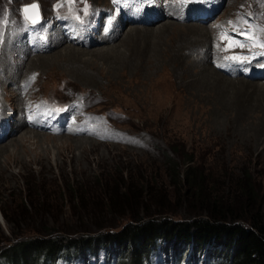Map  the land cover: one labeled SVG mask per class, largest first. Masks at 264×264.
<instances>
[{"label":"rangeland","instance_id":"1","mask_svg":"<svg viewBox=\"0 0 264 264\" xmlns=\"http://www.w3.org/2000/svg\"><path fill=\"white\" fill-rule=\"evenodd\" d=\"M33 1L41 19L37 27L29 28L21 7ZM111 3L114 0H0V70H8L2 73L6 78L13 72L10 65L20 66L21 72L14 79L18 82L27 75L30 83L22 96L12 90L18 85L16 82V86L2 85L5 88L0 87V108L8 110L7 104L13 109L16 104L29 103L44 125L39 128L38 123L27 120L21 131L11 135L9 132L6 138L2 135L0 204L12 206L25 180L34 184L42 181L45 189H51V182H95L100 177L111 178L114 170H127L131 182L145 176L153 188L151 196L161 197L163 209L172 213L170 218L180 220L183 207L175 199L165 152L181 169V157L191 154L197 167L204 170L208 184L213 183L216 188L225 185L226 176L247 170L264 189V81L249 79L244 70H263V65L239 60L232 67L241 71H232L231 78L210 64L218 53L236 55L237 46L220 50L217 41L222 31L233 38L234 45L238 42L235 33H248L241 29L243 26L264 36V0H223L215 4L214 17L222 28L230 27L216 31L207 22L173 20L162 13L157 3L154 8L145 5L141 9L120 10L116 19L97 13L105 6L110 9ZM202 5L206 10V5ZM152 11H160L159 19L150 18ZM125 12L129 13L128 18ZM72 17L92 24H82L75 31ZM107 22L113 24L104 25ZM190 25L208 30L206 36L197 37L193 34L196 29ZM94 27L99 30L95 37L90 35ZM44 31L49 34L40 43ZM65 35L68 41L59 44ZM109 36L111 40L102 43ZM28 40L30 48L24 47ZM93 40L96 45L89 44ZM227 44L225 39L220 47ZM49 45L52 46L46 47ZM42 46L45 50H38ZM73 48L86 51L73 56L67 52ZM22 85L25 89L26 85ZM50 106L60 112L52 127H63L66 134L46 128L52 117ZM15 126L14 123L11 129ZM25 130L39 135H27L21 142L19 137ZM76 130L81 133L76 134ZM168 143L179 150L178 154L170 152ZM121 175L126 178V174ZM47 220L52 223L50 218ZM56 220L72 224L78 218L64 208ZM8 227L0 218L5 235ZM163 258L158 249L153 264H161ZM97 259L88 264H103L101 252ZM55 264L67 263L59 260Z\"/></svg>","mask_w":264,"mask_h":264},{"label":"trees","instance_id":"2","mask_svg":"<svg viewBox=\"0 0 264 264\" xmlns=\"http://www.w3.org/2000/svg\"><path fill=\"white\" fill-rule=\"evenodd\" d=\"M164 160L182 219L170 218L164 200L151 196L145 176L131 182L127 170L95 182H51V189L25 180L12 206L0 204L10 225L7 235L0 228V264H88L98 252L105 264H152L158 249L165 264H264V189L250 173L226 176L220 189L191 154L181 157L182 169L166 152ZM64 208L75 223L56 220Z\"/></svg>","mask_w":264,"mask_h":264},{"label":"bare ground","instance_id":"3","mask_svg":"<svg viewBox=\"0 0 264 264\" xmlns=\"http://www.w3.org/2000/svg\"><path fill=\"white\" fill-rule=\"evenodd\" d=\"M136 9H141V8H139V7H137V8H134V9H132V10H136ZM122 10H124V11H127L126 9H121V11ZM120 11V12H121ZM129 11H131V10H129ZM198 11H199V9H198ZM155 12H156V14H155ZM151 13V15H150V18H153V20H155V19H159V17H160V11H152V12H150ZM129 16V15H128ZM168 17H174V16H169V15H167ZM197 18V17H196ZM196 18L195 17H193L192 19H191V21H195L196 20ZM187 19H190V17L189 18H187ZM184 20H186V19H184ZM133 21H135L134 19H133ZM131 22V21H130ZM136 22V21H135ZM151 22H153V21H151ZM108 27H111V25L110 26H108ZM108 27H104V28H108ZM159 27V26H158ZM190 27L192 28H195L196 29V31H194L193 32V34H195L197 37H199L200 38V36H202V38L204 37V36H206V34H207V31L208 30H206V29H201V28H198L199 26H192V25H190ZM68 28V27H67ZM66 28V29H67ZM103 29V28H102ZM135 28H133L132 30H134ZM145 29H147V28H144V30ZM191 30V29H190ZM192 34V35H193ZM108 36V35H107ZM67 35H65L64 36V38L63 39H60L59 41H58V43L59 44H61L62 42H64V41H66L67 40ZM103 38H101V40H102ZM111 39H110V36L109 37H107V38H104L103 39V41H102V43H105V42H109ZM43 41H44V39H43ZM42 41V42H43ZM68 41V40H67ZM89 44L91 45H96L97 44V42L95 41V40H93V41H91V43L89 42ZM50 46H52V45H49V46H46V47H50ZM64 47H66V45H64ZM16 47H12L11 49H15ZM44 47L42 46V47H38V50L39 49H41L42 51H44L45 49H43ZM144 49V48H143ZM33 50V49H32ZM36 51V50H35ZM84 51H86L85 49H69V50H67V52L70 54L71 53V55H82V54H84ZM112 51V50H111ZM45 58H42V60L44 61V62H47V60L45 59ZM12 68V67H11ZM2 70V71H1ZM0 70V76H2L3 78H5L3 75H2V73H4V71H8V70H4L3 68ZM11 70V72H12V70H13V72H12V75H10V76H6V78L5 79H8V77H9V80L11 79L12 81H13V78L14 77H16V75H17V73L18 72H21V69H20V66L19 67H16V68H13V69H10ZM16 71V72H15ZM19 75V74H18ZM16 79V78H15ZM16 82V81H15ZM17 83V82H16ZM19 86H21L22 88H23V85H17V87H19ZM25 89H26V87H25ZM21 120V117H19V123H17V124H15L16 126H15V128L13 129H11L10 130V135L11 134H15L16 133V131H18V130H20V129H22V127L23 126H26L27 125V119L26 120H23V121H20ZM29 122V121H28ZM55 123V122H54ZM54 123H53V125L52 126H54ZM78 123V122H77ZM35 124V123H34ZM38 126L39 125H41V123H39V124H37ZM50 127V129L51 130H49V131H53L54 133H63V134H66L65 133V131H67V130H64L63 129V127ZM79 126V125H78ZM40 128V127H39ZM79 128V127H78ZM21 131V130H20ZM85 132V131H84ZM87 132V131H86ZM88 132H90V129H89V131ZM68 133V132H67ZM79 133H81V131L80 132H77V130H76V134H79ZM8 134V133H7ZM8 134V135H9ZM39 135L37 132H34V131H29V130H25V131H23L22 132V135L20 134V137H19V140L21 141V142H23L24 141V139H26V137H27V135ZM91 134V133H90ZM7 135V136H8ZM6 136V134H4V138H6L7 137ZM2 140V139H1ZM13 140V139H12ZM10 163V162H9Z\"/></svg>","mask_w":264,"mask_h":264},{"label":"snow or ice","instance_id":"4","mask_svg":"<svg viewBox=\"0 0 264 264\" xmlns=\"http://www.w3.org/2000/svg\"><path fill=\"white\" fill-rule=\"evenodd\" d=\"M120 0H114V3H119ZM30 9L32 10H37L38 11V5L36 4H32V5H28V6H25V8L23 9L24 11V14H25V18L28 19L32 25H35L37 22H38V16L34 17V16H31V15H28ZM85 14H86V10H85ZM229 23H232L231 21ZM240 35H243L245 37L248 36V33L246 32H241ZM220 40L223 41L225 39L228 40V44L222 49L223 51H229L230 48H232L233 46H239L241 48L244 47V44L242 42H237L236 45L233 44V38L229 36V34L225 31H222L220 33ZM219 46V45H218ZM261 47H264V45H261ZM225 59H233V60H246L247 58L246 57H237V56H233V57H225Z\"/></svg>","mask_w":264,"mask_h":264},{"label":"water","instance_id":"5","mask_svg":"<svg viewBox=\"0 0 264 264\" xmlns=\"http://www.w3.org/2000/svg\"><path fill=\"white\" fill-rule=\"evenodd\" d=\"M32 4H36V3L33 2V3H30V4H27V5H23V6H22V13H23V15H25V14H24V11H23V9L25 8V6L32 5ZM28 15H31V16H34V17H36V16L39 17V13H38V11H37V10H32V9H30ZM0 218H1V216H0Z\"/></svg>","mask_w":264,"mask_h":264}]
</instances>
